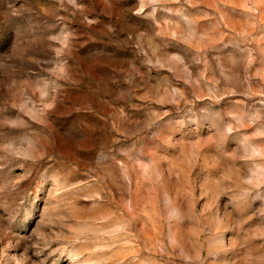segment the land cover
Segmentation results:
<instances>
[{
  "label": "rangeland",
  "instance_id": "374dc122",
  "mask_svg": "<svg viewBox=\"0 0 264 264\" xmlns=\"http://www.w3.org/2000/svg\"><path fill=\"white\" fill-rule=\"evenodd\" d=\"M0 264H264V0H0Z\"/></svg>",
  "mask_w": 264,
  "mask_h": 264
}]
</instances>
